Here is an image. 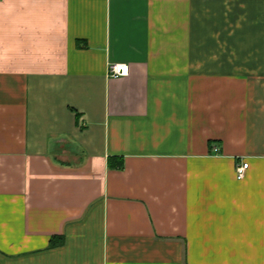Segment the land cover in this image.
I'll list each match as a JSON object with an SVG mask.
<instances>
[{
	"label": "crops",
	"instance_id": "obj_1",
	"mask_svg": "<svg viewBox=\"0 0 264 264\" xmlns=\"http://www.w3.org/2000/svg\"><path fill=\"white\" fill-rule=\"evenodd\" d=\"M0 264H264V0H0Z\"/></svg>",
	"mask_w": 264,
	"mask_h": 264
},
{
	"label": "built area",
	"instance_id": "obj_2",
	"mask_svg": "<svg viewBox=\"0 0 264 264\" xmlns=\"http://www.w3.org/2000/svg\"><path fill=\"white\" fill-rule=\"evenodd\" d=\"M109 76L111 77H120V76H126L130 72L129 64L127 63H111L109 65ZM249 163L248 162H242L239 164L236 168L237 170V176L239 179L243 178L245 175V171L248 168Z\"/></svg>",
	"mask_w": 264,
	"mask_h": 264
},
{
	"label": "trees",
	"instance_id": "obj_3",
	"mask_svg": "<svg viewBox=\"0 0 264 264\" xmlns=\"http://www.w3.org/2000/svg\"><path fill=\"white\" fill-rule=\"evenodd\" d=\"M120 166L122 165V163L119 164ZM63 238L62 237H55L51 240V245L52 246H56V245H59L63 242L62 240Z\"/></svg>",
	"mask_w": 264,
	"mask_h": 264
}]
</instances>
